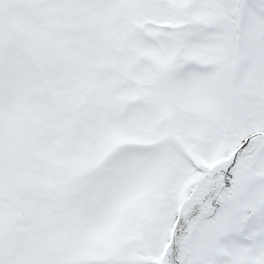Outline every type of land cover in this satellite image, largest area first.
I'll use <instances>...</instances> for the list:
<instances>
[{
	"label": "snow or ice",
	"instance_id": "obj_1",
	"mask_svg": "<svg viewBox=\"0 0 264 264\" xmlns=\"http://www.w3.org/2000/svg\"><path fill=\"white\" fill-rule=\"evenodd\" d=\"M0 264H264V0H0Z\"/></svg>",
	"mask_w": 264,
	"mask_h": 264
}]
</instances>
